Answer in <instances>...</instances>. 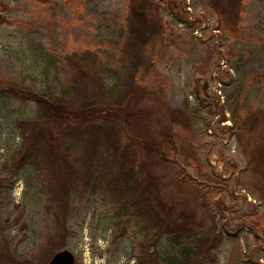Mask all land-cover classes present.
<instances>
[{"label": "rangeland", "instance_id": "1", "mask_svg": "<svg viewBox=\"0 0 264 264\" xmlns=\"http://www.w3.org/2000/svg\"><path fill=\"white\" fill-rule=\"evenodd\" d=\"M212 6L207 0H0V264H48L63 249L75 264H173L179 257L165 236L146 239L128 204L84 187L80 175L69 182L52 172L54 142L44 157L30 159L19 126L37 118V107L1 88L56 92L74 75L61 57L86 50L111 87L122 45L143 43L153 20L162 23L163 42L148 48L152 67H141L133 84L159 91L163 100L131 97L130 128L137 137L158 139L169 127L165 109L187 114L189 126L174 128L175 152L163 171L146 156L135 164L123 159L112 168V181L117 190L137 186L145 201L152 198L156 208L167 203L184 220L199 221L206 202L212 213L202 222L209 229L215 221L222 235L217 264H264V200L250 171L253 160L264 168V0H212ZM75 169L84 174L79 164Z\"/></svg>", "mask_w": 264, "mask_h": 264}, {"label": "trees", "instance_id": "2", "mask_svg": "<svg viewBox=\"0 0 264 264\" xmlns=\"http://www.w3.org/2000/svg\"><path fill=\"white\" fill-rule=\"evenodd\" d=\"M207 1L213 8L212 0ZM153 22V30L143 43L136 48L132 47L131 41L122 45L118 52L115 85L111 87L97 70L95 53L86 50L61 57L62 65L68 67L74 75L56 92L32 91L10 83L1 88L4 91L10 88L18 99L32 101L37 107V118L22 122L19 126L24 146L30 148V159L44 157L43 149L49 148L54 142V152L50 159L52 167L48 164V168L52 172L58 170L65 174L69 182L79 179L80 175L84 187L102 190L117 199L115 202L128 204L131 215L138 223H142L146 239L148 234L149 240L156 241L165 236L180 249L179 257L171 260L173 264H217L222 235L215 221L209 229L203 224L210 211L206 202L203 203L205 212L199 221H196L194 215H188L184 220L167 203L156 208L152 198L145 201L137 186L129 183L117 190L120 185L112 181L114 178L111 170L123 159L124 163L129 164L130 161L135 164L146 156L154 163L157 171H163L170 161L169 152H175L174 128L186 129L189 126L187 114L165 109L169 127L158 139L137 137L133 134V128H130L134 112L129 111L125 105L131 97L139 96L143 101L163 100L159 91L152 92L133 84L141 67H152L153 58L147 54L148 48L152 50L154 43L163 42L162 23L160 20ZM147 68L145 70L148 71ZM127 76L131 83L128 88L125 87ZM81 95L84 96L83 105L79 104ZM93 128L98 133H94ZM44 159H39V163L44 162ZM252 162L250 171L259 180L261 199L264 200V168L254 160ZM77 164L83 168L84 174L81 175L82 172L75 169ZM206 194L204 191L203 196ZM230 264L248 263L233 260Z\"/></svg>", "mask_w": 264, "mask_h": 264}, {"label": "water", "instance_id": "3", "mask_svg": "<svg viewBox=\"0 0 264 264\" xmlns=\"http://www.w3.org/2000/svg\"><path fill=\"white\" fill-rule=\"evenodd\" d=\"M48 264H74V257L68 250L58 252Z\"/></svg>", "mask_w": 264, "mask_h": 264}, {"label": "flooded vegetation", "instance_id": "4", "mask_svg": "<svg viewBox=\"0 0 264 264\" xmlns=\"http://www.w3.org/2000/svg\"><path fill=\"white\" fill-rule=\"evenodd\" d=\"M63 250H68V249H63ZM63 250H61V251H63ZM68 251H69V250H68ZM59 252H60V251H59ZM72 255H73V254H72ZM53 257H54V256H53ZM53 257H52V258H53ZM73 257H74V256H73ZM52 258H51V259H52ZM49 262H50V261H49ZM49 262H48V263H49ZM74 264H75V258H74Z\"/></svg>", "mask_w": 264, "mask_h": 264}]
</instances>
